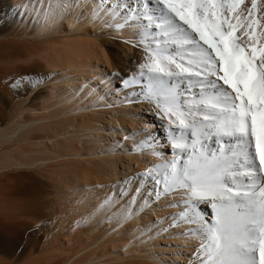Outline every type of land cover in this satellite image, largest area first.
Wrapping results in <instances>:
<instances>
[{"label": "bare ground", "instance_id": "1", "mask_svg": "<svg viewBox=\"0 0 264 264\" xmlns=\"http://www.w3.org/2000/svg\"><path fill=\"white\" fill-rule=\"evenodd\" d=\"M251 3L252 0H245L241 5L244 15ZM160 7L156 0H152L151 5L148 0H0V261L15 258L13 261H30L27 264L35 261L39 264L44 261L45 264H105L108 261L104 262L105 257L114 254L123 261L121 264H141L130 260L138 258L134 254L137 247L132 246L139 248L146 244L144 260L152 259L147 247L154 244L149 245V242L176 222L180 228L164 234L165 239L176 236L184 240L189 249L188 256L184 255L185 264H201L199 250L205 241L199 235L200 222L216 223L217 209L213 205L218 198L191 196L188 187L180 186L181 164L192 168L206 160L219 161L231 170L230 176H239L235 183L240 191L251 188L260 195L263 185L259 172H253L249 183L240 188L249 169L239 165L245 160V152H253L252 149L248 151L235 137L218 132L214 125L219 121L204 120L205 113L199 111L214 91L207 80L201 82V77L181 73L172 65L176 74L157 81L151 78L156 74L141 67L149 63L151 49L156 47L166 49L163 55L171 56L177 63H181L182 58L186 62L199 55L186 51L190 45L184 36L176 34L175 28L165 32L157 27ZM258 9L257 16L264 17V0H259ZM137 11L140 16L136 15ZM175 23L180 31L191 32L178 18ZM118 24L123 27H117ZM246 40L243 37L242 43ZM199 46L202 42H198ZM195 63L193 60V72L199 70ZM184 66L187 67V63ZM104 67L112 69L111 73ZM69 77L73 79L69 81ZM169 95L175 96V104L168 101ZM98 107H101L96 112L99 123L116 122L123 129L127 142L122 146L125 153L133 154L131 161L137 164L140 183L155 177L162 186L159 191L171 193L170 198L159 201L167 217L158 225L143 219L137 225L129 224L142 205L124 202L118 196L121 183L108 184L106 189L92 186L95 182L91 183V179L99 176L97 173L106 175L107 179L110 176L112 182L113 177H118V171L121 172L116 158L112 161V157H107L110 149L106 151L98 144L89 148L85 145L87 142L89 145L88 140L78 147L81 138L80 141L64 138L68 134L89 132L92 143L104 141L100 134L102 129L91 115L83 113L78 118L76 114ZM177 111L184 114L183 126L177 119ZM129 126L134 131L129 132ZM61 136L65 140H56ZM44 140L56 142L48 146ZM87 154L94 155L103 164L95 159L91 168H85L79 158L77 162L76 159L63 161L67 156ZM173 160L175 168L164 167ZM57 172L60 178L55 186L63 184V187L58 192L56 189L55 194L49 179ZM56 196L66 197L68 206H62L70 209L65 210V217L71 215L74 222L66 223L62 231L57 226L43 236L46 229H40V225L47 219L46 212L58 209L60 199L57 198L56 205ZM192 207L197 215L195 223L188 219L193 215ZM68 220L71 222L72 218ZM121 227L122 230L115 232ZM58 230L62 234H58ZM56 235L66 236L61 239L69 242L68 247L76 243L81 246L79 249L89 251L76 260L73 251L68 258L63 256L67 261L61 263V242L49 243L50 237ZM46 243L49 246L44 248ZM254 255L258 257V250ZM56 259L60 261L53 263Z\"/></svg>", "mask_w": 264, "mask_h": 264}, {"label": "snow or ice", "instance_id": "2", "mask_svg": "<svg viewBox=\"0 0 264 264\" xmlns=\"http://www.w3.org/2000/svg\"><path fill=\"white\" fill-rule=\"evenodd\" d=\"M244 2L156 0L161 6L157 27L165 32L175 28L176 34L184 36L190 45L186 51L199 55L186 62L182 58V62L177 63L171 56L163 55L166 49L156 47L151 49L149 63L141 66L156 74L151 78L157 81L176 74L172 65L181 73L201 77V82L207 80L214 91L199 109L205 113L203 119L219 121L214 125L217 131L235 137L245 149L253 146L254 138V151L245 152V160L239 165L249 169L240 188L249 183L253 172L264 171V23H261L264 17L257 16L259 0H252L247 15L240 10ZM151 3L152 0H148V4ZM136 15L141 14L137 11ZM175 18L191 32L180 31ZM243 37L247 40L242 43ZM198 42H202V46L198 47ZM193 60L199 69L195 72L191 71ZM217 81H222V85L217 87ZM175 100L174 95H169L170 103L175 104ZM176 115L180 125H185L184 114L177 111ZM175 165L173 160L164 167L175 168ZM230 171L219 161L206 160L192 168L181 164L180 186L188 187L191 196L218 198L213 205L217 209L216 223L200 222L199 235L205 241L199 250L201 264H257V261L264 264V187L259 189V196L255 189L240 191L235 183L239 176H230ZM259 178L264 180V176ZM164 182L167 183V179ZM188 219L197 222L195 210ZM257 250L258 257L254 255Z\"/></svg>", "mask_w": 264, "mask_h": 264}, {"label": "rangeland", "instance_id": "3", "mask_svg": "<svg viewBox=\"0 0 264 264\" xmlns=\"http://www.w3.org/2000/svg\"><path fill=\"white\" fill-rule=\"evenodd\" d=\"M107 71H109L110 73H111V71H112V69H109L108 67H104ZM104 68H102V69H104ZM111 70V71H110ZM98 74H100V73H98ZM68 79V78H67ZM72 79H73V77H72ZM71 79V77H69V81L70 80H72ZM95 81H97V80H95ZM95 81H91V83H93V82H95ZM109 107H107V108H104V109H108ZM74 109H77V107H74ZM101 109V107H98V108H92V109H90V110H81V111H79V112H76V114H78L77 116H78V118H79V115H81V114H83V113H85V114H87V115H91V117L94 119V122L95 123H97L96 125H99L98 127L100 128V129H102V130H100V134L102 135V137H103V140L104 141H102L101 143H95V142H91L90 141V139L92 138L91 136H92V134L91 133H89V132H85V133H74L73 135L72 134H68V135H66V136H64V138L66 139V138H75V139H77L78 141H80V139L79 138H81V143H78L77 144V146L78 147H80V144H82V142L84 141V140H88L89 141V145H88V142L87 141H84V142H87L85 145H87L89 148H94V147H96V146H100L101 148L103 147V149L104 150H106V151H108L109 149H110V151L109 152H107L106 154L108 155H105V157L107 156V157H112L111 158V160L112 161H114V159H115V162H116V164L118 165L117 167L119 168L118 170H120L121 172H119L118 171V177H116L115 176V178L113 177L112 178V182H111V180H109L110 179V176H108V178L109 179H107V177H106V175H103V174H100V173H97V174H99V176L98 175H95V177L96 176H98L97 177V179L94 177L93 179H95V181L93 180V179H91V183H93V182H95V183H93V187L95 186L96 188H99V187H104V189H106L107 187H109V185L111 186L113 183H117V184H120L121 183V185H119V188L121 189H119V190H117V193H118V196L119 197H122L124 200V202L126 201V200H128V201H132L133 203H134V205H136L137 203H140L141 205H142V207H141V209H140V211H139V213H135L134 215H133V217L128 221L129 222V224L131 223V222H133L132 224H135L136 223V225L137 224H139L141 221H143V220H145V222L146 221H150L151 223H155V224H157L158 225V223L160 222V221H162V219L163 218H165V217H167V215H165L164 213H163V210L160 208V206L161 205H159V201L161 200H163V199H165L166 197H168V198H170L171 197V193L170 192H168V191H163V192H160L159 190L162 188V186H161V184H160V182H157L156 180H154V179H152L151 177H148L147 179H145L143 182H142V184L140 183V181H141V179H140V176H139V174L140 173H138V167H137V164L135 163V162H133L132 163V161H131V159H132V157H133V154L131 153V152H128V153H125L124 152V149H123V146H122V144L125 142H127V139H126V136H124V134H123V129H121L120 128V125H118L119 123H113L112 124V122L111 123H107L106 121H102V123H99V119H100V117H98V115H96V112L98 111V110H100ZM86 111V112H85ZM89 113H93V114H89ZM96 119H95V118ZM98 117V118H97ZM109 120V119H108ZM105 122V123H104ZM73 125H75V122H73ZM117 127V128H116ZM141 127V126H140ZM128 128V127H127ZM138 128V127H137ZM72 131H74V129L75 128H70ZM129 132H132V131H134V129H132V127L131 126H129ZM132 129V130H131ZM131 130V131H130ZM20 133V132H19ZM18 133V134H19ZM88 133V134H87ZM78 134V135H77ZM71 135V136H70ZM75 135H77V136H75ZM84 137V138H82V137ZM85 136H86V138H85ZM89 136V137H88ZM78 137V138H77ZM63 138V136H61V137H58L56 140H65L64 138ZM56 140H51V141H48L47 142V140H44V142L45 143H49L48 144V146H51L53 143H55L56 142ZM55 141V142H54ZM91 142V143H90ZM52 143V144H51ZM96 144H98V145H96ZM101 144V145H100ZM117 144V145H116ZM173 145V144H172ZM82 146V145H81ZM86 146V147H87ZM116 146V147H115ZM114 147V148H113ZM148 150V149H147ZM146 151V150H145ZM110 154V155H109ZM112 155V156H111ZM114 155V156H113ZM91 157V158H90ZM80 159V162L82 163V165L85 167V168H91V166H93V163H94V161H95V159H96V161L95 162H98V159H97V157H95L94 155H84L83 157H77V156H67V157H65L64 159H63V161L64 162H66V161H75V159H76V161L75 162H77L79 159ZM119 158V159H118ZM127 158V159H126ZM106 159H110V158H106ZM85 160V161H84ZM119 160V161H118ZM49 163H50V161H48ZM101 162V164H103V161H100L99 160V162L98 163H100ZM43 163V165H45V163H47V162H42ZM49 163H47V164H49ZM46 164V165H47ZM131 164V165H130ZM136 164V165H135ZM125 166V167H124ZM131 167V169L133 168L134 170V172L130 169V167ZM128 167H129V170H128ZM136 168V169H135ZM135 170H136V172H135ZM123 171V172H122ZM121 174V175H120ZM131 174V175H130ZM133 174V175H132ZM101 175V176H100ZM125 175V176H124ZM71 178H74L75 180H78L77 178H75V177H72V175H69ZM123 178H122V177ZM127 176V177H126ZM125 177V178H124ZM53 178V179H52ZM59 178H60V172H57V174L56 175H51L50 176V179H49V181L50 182H52L53 184L52 185H54V187L55 188H53V191H54V193L56 194V189H57V192L59 191V188L61 189V187H63V184H60V187H58V186H55L56 184H57V182L59 181ZM103 178H105V179H103ZM73 179V180H74ZM100 179H102V180H105V181H102V180H100ZM117 179H118V181H117ZM109 182H108V181ZM78 181H80V180H78ZM116 181V182H115ZM105 182V186L103 185V183ZM78 183H80V182H78ZM83 185H84V183H82ZM109 184V185H108ZM80 185H81V183H80ZM98 185V186H97ZM137 189V190H136ZM64 191V190H63ZM65 191H66V189H65ZM64 191V192H65ZM161 193H163V194H161ZM165 193V194H164ZM141 194V195H140ZM169 194V195H168ZM57 198H59L60 199V197L59 196H56V198H55V204L57 205V203H56V201H59V199H57ZM57 199V200H56ZM63 199H64V201H63ZM63 199H60V201L58 202V209L57 210H59L60 212H58L57 210H56V212L55 211H53V210H51L50 212H46L45 213V218H47V219H45L46 221L44 222V224H41L40 225V229H43V228H45L46 229V231L43 233V236H45L44 234H47L48 232H49V230H51V231H53V229L54 228H56L57 226L59 227V229L62 231V229H64V226L66 225V223H67V225H69V224H73V222H74V220H73V217L71 216V215H69V214H67L68 215V217H67V215H66V217H65V213H66V211L65 210H69L70 208H68V207H63V206H68V204L66 203L67 202V200H66V197H64ZM64 202H62V201ZM66 200V201H65ZM70 200V199H69ZM140 201V202H139ZM61 202V203H60ZM158 203V204H157ZM62 204H63V206H62ZM65 204V205H64ZM60 205H61V207H60ZM60 209H63V210H60ZM153 209H156V210H153ZM192 210H195L194 209V207H192ZM61 211H62V213H61ZM52 214L53 216H54V214H55V217H53V216H51L50 218H49V214ZM56 213H59L60 215H63V216H60L59 214H58V216L56 215ZM158 213V214H157ZM187 214V213H186ZM48 215V216H47ZM185 216V215H184ZM197 216V215H196ZM56 217H57V219H56ZM59 217H61L64 221H61L62 219L60 218V223H58V221H59ZM70 217L72 218V220H71V222L68 220V219H70ZM49 218V219H48ZM67 218V219H66ZM57 221H56V220ZM75 219V218H74ZM143 219V220H142ZM150 219V220H149ZM201 219V218H200ZM50 220V221H49ZM53 220V221H52ZM54 221L56 222V223H54ZM67 221V222H66ZM73 221V222H72ZM51 222V223H50ZM69 222V223H68ZM55 225H54V224ZM62 223H64L63 225H62ZM61 224V225H60ZM177 223L175 222L173 225H171L170 227H168V228H166V231H163V232H161V234L159 233V234H157L156 236H155V238L154 239H152V241H150L149 242V245H153L154 244V246H150L149 248L147 247V251H148V254L149 255H151L152 256V259H154V260H152V259H146V260H144L145 258L143 257L144 256V254H143V252H144V250H145V245L143 244L142 246H140L139 248H138V246H136V245H134V246H132L134 249H136V247H137V250L139 251H137V252H135L134 254L138 257V258H131L130 260L131 261H133V260H136L135 262H138L139 263V261H140V263L141 264H143L142 262H144V261H146L144 264H185V260H187V257H184V255L185 256H188L187 254L189 253V249H188V244L184 241V240H180L178 237H176V236H168L169 237V239H165V235H167V233L168 234H170V230H173V229H175L176 227L177 228H180V224H178L177 226ZM63 227V228H60V227ZM66 227V226H65ZM39 229V230H40ZM123 229V227H121L120 229H118V230H116L115 232H119L120 230H122ZM60 230H58V234L60 233V234H62V232L60 231ZM75 231H77V228L75 229ZM165 234V235H164ZM159 235V236H158ZM164 235V236H163ZM57 236V237H56ZM56 236H53V237H50L51 239H50V241L51 242H49V243H56V244H58L59 242H61V243H59V246H60V249H61V251H60V254H61V260H62V262L61 263H64V262H66L67 260H66V257L68 258V256H70V255H72V254H74V256H73V259L74 260H76V259H78L80 256H82V255H85L84 253L85 252H88V251H86V250H82V249H79V248H81V246H79V245H76V243H74V244H70L71 246H73V247H68L69 246V242H67L66 240H64V239H66L67 237L66 236H60V235H56ZM59 236V237H58ZM85 235H83V238H85L84 237ZM64 238V237H66V238H64V239H61V238ZM171 237V238H170ZM60 238V239H59ZM156 238H158V240L156 239ZM181 238L182 239H184L185 237L182 235L181 236ZM162 239V240H161ZM164 239V240H163ZM166 240H168V241H166ZM170 240V241H169ZM53 241V242H52ZM160 241V242H159ZM172 241V242H171ZM180 241V242H179ZM182 241V242H181ZM157 242L159 243V245L157 244ZM167 242V243H166ZM169 242H170V244H169ZM184 242V243H183ZM179 243V244H178ZM62 244V245H61ZM157 244V245H156ZM47 243L44 245V248L45 247H47V246H49V244L47 245ZM64 245V246H63ZM179 245V246H178ZM63 248H62V247ZM76 247V249H75V247ZM78 246H79V248H78ZM158 246V247H157ZM187 246V247H186ZM110 247V246H109ZM152 247V248H151ZM163 247V248H162ZM75 250H74V249ZM141 248H144V249H141ZM63 249H64V251H63ZM66 249H67V251H66ZM111 249V248H110ZM110 249H109V251H110ZM153 249H155V250H153ZM158 249V250H157ZM163 249V250H162ZM172 249H174L175 250V252H174V250H172ZM69 250V251H68ZM79 250V251H78ZM82 250V251H81ZM142 250V251H141ZM63 251V252H62ZM73 251H74V253H73ZM77 251H78V253H77ZM82 252V253H79V252ZM84 251V252H83ZM158 251V252H157ZM162 251V252H161ZM172 251V252H171ZM40 252H42V251H40ZM44 252H47V250L45 249L44 250ZM111 252H113V250L111 249ZM140 252H141V254H140ZM155 252V253H154ZM72 253V254H71ZM151 253V254H150ZM154 253V254H153ZM179 253V254H178ZM37 254V256L39 257V256H41V254H38V253H36ZM35 254V255H36ZM70 254V255H69ZM78 256H77V255ZM157 254V255H156ZM142 257H141V256ZM156 255V256H155ZM164 255V256H163ZM178 255H180V256H178ZM63 256H66V257H64L63 258ZM111 257V258H110ZM114 259H113V258ZM117 257H119L118 255L116 256V255H112L111 254V256L109 255V256H107V257H105V259H104V262L106 261V260H108V261H110L109 263L110 264H114V263H116V264H121V262H123L122 260H120V259H117ZM140 257V258H139ZM154 257V258H153ZM170 257V258H169ZM181 258H183V259H181ZM11 260V263L10 264H22V263H24V264H27V263H30V261H28V260H25V259H22V260H20V261H16V260H14L13 261V259H15V258H8V259H6V260ZM73 259H71L72 261H74ZM110 259V260H109ZM115 259H117V260H115ZM171 259V260H170ZM6 260H1L2 262H4V264H5V261ZM9 260V261H10ZM165 260V261H164ZM176 260V261H175ZM0 261V262H1ZM9 261H6L7 262V264H8V262ZM12 261H13V263H12ZM25 261V262H24ZM54 260H52V262H53ZM60 261V260H59ZM58 261V259H56V261H54L53 263H57V262H59ZM72 261H70V262H72ZM108 261H106V262H108ZM114 261V262H113ZM121 261V262H120ZM142 261V262H141ZM148 261V262H147ZM150 261V262H149ZM1 262V263H2ZM32 262H34V261H32ZM31 262V263H32ZM105 262V264H107ZM180 262V263H179ZM0 263V264H1ZM35 264H39L38 262H34ZM33 263V264H34ZM108 263V264H109ZM3 264V263H2ZM42 264H45V261H44V263H42ZM192 264V263H191Z\"/></svg>", "mask_w": 264, "mask_h": 264}]
</instances>
